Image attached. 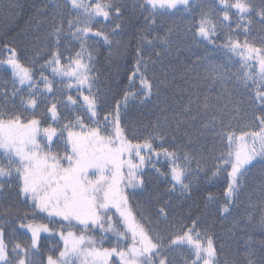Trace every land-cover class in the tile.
I'll list each match as a JSON object with an SVG mask.
<instances>
[{"label":"snow or ice","instance_id":"1","mask_svg":"<svg viewBox=\"0 0 264 264\" xmlns=\"http://www.w3.org/2000/svg\"><path fill=\"white\" fill-rule=\"evenodd\" d=\"M31 7L0 55V264H264V0Z\"/></svg>","mask_w":264,"mask_h":264},{"label":"trees","instance_id":"2","mask_svg":"<svg viewBox=\"0 0 264 264\" xmlns=\"http://www.w3.org/2000/svg\"><path fill=\"white\" fill-rule=\"evenodd\" d=\"M42 0H20V3L23 5V8L20 12V14L15 18L9 20L7 17L0 15V55H7V52L3 49V43L4 42H14L16 43L17 47L20 48L21 52L23 53L25 51L24 44L21 42V36L25 32V30L28 27V21L33 15V9L32 5L34 3H41ZM177 24H186L185 21L177 20ZM5 33H8V35L5 37ZM194 51L203 54L204 48L201 46L199 49H194ZM189 55L187 52H185L184 56L181 57V59H184L185 56ZM107 56V53H104V55L100 59V66L102 71L107 70L106 74H111L115 77L117 80H122L125 74V69L120 68L117 70L110 64L104 57ZM25 63H27V60H25ZM120 64H124V61H119ZM117 71H119V75H117ZM124 85H126V81H123ZM132 114L140 119H143L145 123H147L148 118H150L151 114L147 110L134 108L132 110ZM243 127V125H241ZM210 189L217 194L220 195L221 199H223L222 191L225 187V182L223 178H221L216 184L210 185ZM255 199V197L258 195L255 192L248 193L246 192L245 195L241 198L243 201H247L249 195ZM201 207H202V201H201ZM244 208L242 206L240 210V214L243 215ZM209 223L212 225L211 231L216 234L217 236V242H223L225 244L226 251H234L236 248V245L232 243V240L229 238V230L231 228V218L228 220L223 219L222 217L214 216L212 220L209 221ZM255 236L257 239L260 238L259 233H255Z\"/></svg>","mask_w":264,"mask_h":264}]
</instances>
